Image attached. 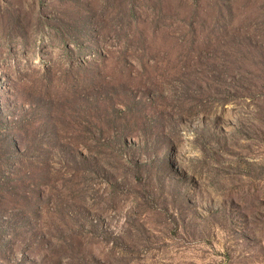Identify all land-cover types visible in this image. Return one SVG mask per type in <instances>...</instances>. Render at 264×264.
Segmentation results:
<instances>
[{"label": "rangeland", "instance_id": "1", "mask_svg": "<svg viewBox=\"0 0 264 264\" xmlns=\"http://www.w3.org/2000/svg\"><path fill=\"white\" fill-rule=\"evenodd\" d=\"M0 264H264V0H0Z\"/></svg>", "mask_w": 264, "mask_h": 264}]
</instances>
